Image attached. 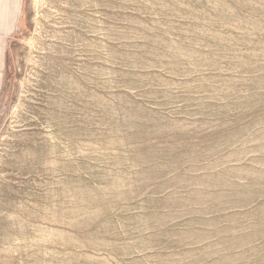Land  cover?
<instances>
[{
	"label": "rangeland",
	"instance_id": "1",
	"mask_svg": "<svg viewBox=\"0 0 264 264\" xmlns=\"http://www.w3.org/2000/svg\"><path fill=\"white\" fill-rule=\"evenodd\" d=\"M0 78V264H264V0H22Z\"/></svg>",
	"mask_w": 264,
	"mask_h": 264
},
{
	"label": "crops",
	"instance_id": "2",
	"mask_svg": "<svg viewBox=\"0 0 264 264\" xmlns=\"http://www.w3.org/2000/svg\"><path fill=\"white\" fill-rule=\"evenodd\" d=\"M21 12L22 0H0V76L5 69L7 43L17 27Z\"/></svg>",
	"mask_w": 264,
	"mask_h": 264
}]
</instances>
